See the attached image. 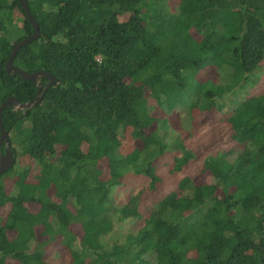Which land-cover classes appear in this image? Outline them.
<instances>
[{
	"label": "trees",
	"instance_id": "obj_1",
	"mask_svg": "<svg viewBox=\"0 0 264 264\" xmlns=\"http://www.w3.org/2000/svg\"><path fill=\"white\" fill-rule=\"evenodd\" d=\"M25 1L40 35L12 64L55 82L37 105L1 112L15 161L0 175V264H51L53 244L68 264H264V93L226 118L235 144L199 169L211 183L182 177L146 217L142 190L120 204L112 194L129 173L153 190L166 152H179L174 172L197 158L169 114L222 111L254 84L264 0H179L176 12L168 0ZM32 32L19 0H0V105L38 92L5 69Z\"/></svg>",
	"mask_w": 264,
	"mask_h": 264
},
{
	"label": "rangeland",
	"instance_id": "obj_2",
	"mask_svg": "<svg viewBox=\"0 0 264 264\" xmlns=\"http://www.w3.org/2000/svg\"><path fill=\"white\" fill-rule=\"evenodd\" d=\"M178 6L179 0H168L167 7L171 12H176ZM212 72L210 71V73ZM261 93H264V61L256 71L254 84L247 86L238 92L236 96H233L234 100L227 103L222 111H215L209 115L204 113L198 114L196 112L189 114L188 112L180 110H175L170 113L169 122L171 123L174 136L175 134H179L184 145L193 150L197 158L192 160L182 170L174 172L170 170V165L173 162L174 156L179 155V152H166L156 161V174L159 176L160 181L156 183L153 190L150 191L148 189L150 182L148 177L129 173L121 179V184L112 190L115 202L120 204L127 200L130 195L137 194L142 190L141 211L144 214L143 216L146 217L153 203L168 192L175 190L177 182L182 177L191 176V178L200 184L211 183V177L208 173L199 174L203 159L207 155L230 148L235 144L231 139V130L226 118L230 115L232 108L238 101ZM134 146L135 142L127 138L122 140L120 149L122 152H129ZM142 222L143 219H139L132 225L138 227ZM78 231L76 232L79 234ZM121 231H124V229H121ZM45 253L48 256L47 260L51 264H68L69 262L68 255L58 244L48 246ZM9 264L18 263L9 261Z\"/></svg>",
	"mask_w": 264,
	"mask_h": 264
},
{
	"label": "water",
	"instance_id": "obj_3",
	"mask_svg": "<svg viewBox=\"0 0 264 264\" xmlns=\"http://www.w3.org/2000/svg\"><path fill=\"white\" fill-rule=\"evenodd\" d=\"M19 2H20L22 9L24 10V12L26 14V17H27L29 23L33 27V32L31 35H29L25 38H22L19 41H17L16 43H14L12 50H11V53H10V56L6 62L5 69L7 70V72L12 73L13 75H18L23 80H31V81L37 83L38 84V92L35 95V97L28 102H20L16 98L9 96L0 105V147H1V145H3V147H4L3 152L0 150V175L2 173H4L5 171L9 170L13 166L14 161H15L14 153L9 146V141L7 138V132L4 130L3 124L1 122L2 110L6 107H9V106L14 107L15 109H29V108L37 105L38 103H40V101L43 97V93L46 91V89H48L55 82L54 76L48 72L37 71V72L29 73V72H26V71L22 70L21 68L16 67L12 64L13 58H14L15 54L17 53V51L19 50V48L21 46L31 42L32 40L37 39L40 35L37 23L35 22L34 17L32 16V14H31L28 6H27L26 1L25 0H19ZM43 77L48 79V82L45 85H43L42 82L40 81V79ZM42 89H43V93H41Z\"/></svg>",
	"mask_w": 264,
	"mask_h": 264
}]
</instances>
